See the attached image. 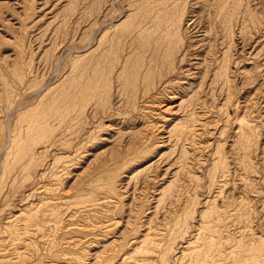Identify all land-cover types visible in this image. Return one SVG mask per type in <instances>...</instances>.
<instances>
[{
  "label": "rangeland",
  "instance_id": "374dc122",
  "mask_svg": "<svg viewBox=\"0 0 264 264\" xmlns=\"http://www.w3.org/2000/svg\"><path fill=\"white\" fill-rule=\"evenodd\" d=\"M0 264H264V0H0Z\"/></svg>",
  "mask_w": 264,
  "mask_h": 264
},
{
  "label": "bare ground",
  "instance_id": "6f19581e",
  "mask_svg": "<svg viewBox=\"0 0 264 264\" xmlns=\"http://www.w3.org/2000/svg\"><path fill=\"white\" fill-rule=\"evenodd\" d=\"M104 184V183H103ZM90 204V203H89ZM21 213V212H20ZM35 217V214L32 216ZM91 224V223H90ZM10 225V224H9ZM87 226V225H86ZM15 231V230H14ZM29 236V235H28ZM76 241V240H75ZM18 242V241H17ZM14 244V243H13ZM14 246V245H13ZM72 258V257H71ZM80 260V259H79Z\"/></svg>",
  "mask_w": 264,
  "mask_h": 264
}]
</instances>
